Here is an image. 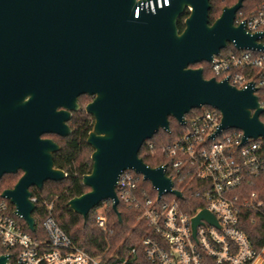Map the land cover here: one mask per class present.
I'll return each mask as SVG.
<instances>
[{
  "label": "water",
  "instance_id": "water-1",
  "mask_svg": "<svg viewBox=\"0 0 264 264\" xmlns=\"http://www.w3.org/2000/svg\"><path fill=\"white\" fill-rule=\"evenodd\" d=\"M149 1L0 0V180L21 172L2 197L31 231V188L67 177L55 165L61 145L45 135L73 133L68 122L82 109V95L93 97L84 108L94 118L87 138L93 167L83 176L90 190L68 206L85 218L111 200L122 221L117 184L127 169L142 174L159 196L168 191L183 197L165 166L150 167L139 156L146 140L170 130V117L183 125L193 109L209 105L221 112V129H242L243 141L264 136V107L253 87L206 78L203 66H193L212 61L229 43L263 47L259 34L235 23L244 0L225 6L214 22L211 0H162V7L153 0L154 11L146 9ZM201 219L216 223L204 210L194 228ZM0 264L12 263L1 254Z\"/></svg>",
  "mask_w": 264,
  "mask_h": 264
},
{
  "label": "built area",
  "instance_id": "built-area-1",
  "mask_svg": "<svg viewBox=\"0 0 264 264\" xmlns=\"http://www.w3.org/2000/svg\"><path fill=\"white\" fill-rule=\"evenodd\" d=\"M164 3L168 5L169 0ZM158 6L162 7V0ZM149 8L155 10L153 0L146 2ZM235 23H244L248 34H259L257 43L263 47L237 48L229 43L208 62L211 72L239 89L253 87L264 107V0L251 15H236ZM260 119L264 122V112ZM221 122V112L204 105L200 112L186 115L183 132L164 146L168 163L160 166L166 167L173 188L183 197L168 191L159 196L152 183L150 193L140 187L145 180L142 174L132 169L122 172L117 184L119 198L137 210L138 219L146 226L138 247L126 257L92 255L78 247L57 222L54 201H41L37 187L31 188L30 199L36 207L39 202L45 206L42 226L47 239L33 236L14 204L1 195V254L8 255L12 264H264V245L256 248L243 227L247 211L264 218L261 193L248 187L264 181V136L243 141L242 129H221ZM187 197L202 204L188 210L189 205L181 203ZM204 210L216 223L201 219L194 228V218ZM97 223L107 230L103 208L98 211ZM139 247L147 263L139 262Z\"/></svg>",
  "mask_w": 264,
  "mask_h": 264
},
{
  "label": "trees",
  "instance_id": "trees-1",
  "mask_svg": "<svg viewBox=\"0 0 264 264\" xmlns=\"http://www.w3.org/2000/svg\"><path fill=\"white\" fill-rule=\"evenodd\" d=\"M238 0H211L209 19L214 22L222 13L225 6L234 5ZM263 0H244L242 8L237 12L238 17L245 18L255 12ZM184 18L179 21V27L184 28ZM229 50H233L231 47ZM204 67V76L213 77L210 64L206 61L193 65ZM86 96V95H82ZM80 96V98L82 97ZM88 96V95H87ZM79 98V101H80ZM261 100V99H260ZM81 104V101H80ZM82 105V104H81ZM210 107V106H209ZM200 112V108L193 109L187 117ZM170 130L160 129L152 138L146 140L142 145L139 156L150 167H158L168 163V158L163 152V148L168 143L175 140L184 130V126L174 117L169 118ZM73 130L69 136L45 135L54 138L60 145L61 150L55 153V165L66 171L67 177L63 180H48L44 183L42 190H37L40 200L54 201V216L62 227L68 233L74 243L81 249L92 255H105L121 259L129 255L131 249L138 247L140 239L145 232V224L138 219V212L133 207L126 204L122 198L118 204V212L121 214L120 222L117 212L112 206L111 200L102 201L97 207L92 209L87 217L75 213L68 206V201L75 196L82 195L90 190V187L83 184V176L91 172L93 161L91 154L93 148L87 143L89 132L91 131L94 118L88 114L84 106L78 112H74L72 119L68 122ZM153 144V148H150ZM21 176L18 174L4 175L0 180V198L5 189L12 188ZM176 186L178 184L176 183ZM140 187L153 192L149 181L142 180ZM250 190H257L261 193L264 200V181L262 179L248 186ZM185 202L190 203L186 208L195 210L202 203H196L192 198L187 197ZM184 204V201H181ZM186 204V203H185ZM103 208V214L107 219V230H103L97 223L99 209ZM45 206L40 202L34 211L35 231L31 234L40 239H47V233L43 229L42 220L44 218ZM243 227L249 234V237L256 248L264 245V218L257 212L247 211L243 215ZM26 228L27 225L23 222ZM139 262L147 263L143 257L140 247L138 248ZM4 250L0 249V254ZM14 261V260H13ZM138 262V261H137ZM136 263V262H135ZM138 264V263H136Z\"/></svg>",
  "mask_w": 264,
  "mask_h": 264
},
{
  "label": "rangeland",
  "instance_id": "rangeland-1",
  "mask_svg": "<svg viewBox=\"0 0 264 264\" xmlns=\"http://www.w3.org/2000/svg\"><path fill=\"white\" fill-rule=\"evenodd\" d=\"M80 101H81V104L85 107L89 102H91L92 101V97H90V96H82L81 98H80ZM148 181V180H147ZM149 183L151 184V182L149 181ZM32 189H33V187H32ZM168 196V195H167ZM166 196V197H167ZM184 203H186V204H190V203H188V202H185L184 201Z\"/></svg>",
  "mask_w": 264,
  "mask_h": 264
},
{
  "label": "flooded vegetation",
  "instance_id": "flooded-vegetation-1",
  "mask_svg": "<svg viewBox=\"0 0 264 264\" xmlns=\"http://www.w3.org/2000/svg\"><path fill=\"white\" fill-rule=\"evenodd\" d=\"M187 15H188V11H187V13H186ZM91 97V96H90ZM92 99H93V97H92ZM80 102V101H79ZM85 108V107H84Z\"/></svg>",
  "mask_w": 264,
  "mask_h": 264
}]
</instances>
